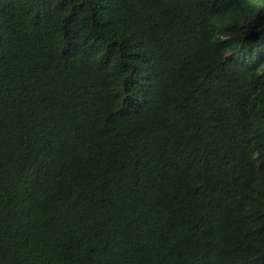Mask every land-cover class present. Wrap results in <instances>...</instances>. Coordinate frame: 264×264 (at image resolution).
<instances>
[{"label": "trees", "instance_id": "1", "mask_svg": "<svg viewBox=\"0 0 264 264\" xmlns=\"http://www.w3.org/2000/svg\"><path fill=\"white\" fill-rule=\"evenodd\" d=\"M0 264H264V0H0Z\"/></svg>", "mask_w": 264, "mask_h": 264}]
</instances>
